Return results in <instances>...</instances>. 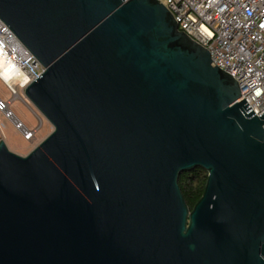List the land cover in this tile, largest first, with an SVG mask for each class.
<instances>
[{
	"label": "water",
	"instance_id": "obj_1",
	"mask_svg": "<svg viewBox=\"0 0 264 264\" xmlns=\"http://www.w3.org/2000/svg\"><path fill=\"white\" fill-rule=\"evenodd\" d=\"M0 20L53 127L24 156L0 138V264H264V113L162 3L0 0Z\"/></svg>",
	"mask_w": 264,
	"mask_h": 264
},
{
	"label": "built area",
	"instance_id": "obj_2",
	"mask_svg": "<svg viewBox=\"0 0 264 264\" xmlns=\"http://www.w3.org/2000/svg\"><path fill=\"white\" fill-rule=\"evenodd\" d=\"M171 13L178 29L206 48L211 64L232 75L241 96L256 116L264 113V0H158ZM43 66L0 20V80L11 98L0 97V112L11 119L24 140L28 128L11 110L22 99L20 89L38 78ZM23 100V99H22ZM264 128V125H263Z\"/></svg>",
	"mask_w": 264,
	"mask_h": 264
},
{
	"label": "rangeland",
	"instance_id": "obj_3",
	"mask_svg": "<svg viewBox=\"0 0 264 264\" xmlns=\"http://www.w3.org/2000/svg\"><path fill=\"white\" fill-rule=\"evenodd\" d=\"M19 94L23 100L20 98L12 100L10 108L28 128H36L37 131L31 140H24L11 119L0 112V138L5 141L10 151L24 156L34 149L53 130V127L27 100L22 89L19 90ZM0 97L4 100L11 98V93L1 80Z\"/></svg>",
	"mask_w": 264,
	"mask_h": 264
},
{
	"label": "trees",
	"instance_id": "obj_4",
	"mask_svg": "<svg viewBox=\"0 0 264 264\" xmlns=\"http://www.w3.org/2000/svg\"><path fill=\"white\" fill-rule=\"evenodd\" d=\"M206 180L207 172L201 167L193 168L179 175L178 185L190 210L201 197Z\"/></svg>",
	"mask_w": 264,
	"mask_h": 264
}]
</instances>
